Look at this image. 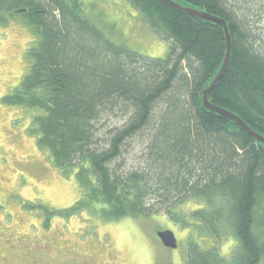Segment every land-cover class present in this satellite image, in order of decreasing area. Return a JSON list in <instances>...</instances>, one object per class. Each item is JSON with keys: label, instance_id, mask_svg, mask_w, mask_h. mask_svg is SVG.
Masks as SVG:
<instances>
[{"label": "trees", "instance_id": "1", "mask_svg": "<svg viewBox=\"0 0 264 264\" xmlns=\"http://www.w3.org/2000/svg\"><path fill=\"white\" fill-rule=\"evenodd\" d=\"M128 1L170 43L166 58L110 40L82 0H0V21L21 16L36 36L29 70L3 103L29 111L37 146L77 171L83 195L71 211L163 213L202 237L237 241L225 258L190 240L188 264H264V144L203 103L224 65L223 26L162 0ZM171 1L227 23L231 59L208 99L264 138V0ZM118 115L129 120L104 125ZM139 136L143 160L126 171L118 161ZM188 202L199 208L184 213Z\"/></svg>", "mask_w": 264, "mask_h": 264}, {"label": "rangeland", "instance_id": "2", "mask_svg": "<svg viewBox=\"0 0 264 264\" xmlns=\"http://www.w3.org/2000/svg\"><path fill=\"white\" fill-rule=\"evenodd\" d=\"M82 1L89 18L116 44L149 58L168 56L170 43L143 20L128 0ZM35 40L23 17L6 15L0 21V259L6 257L5 264H30L33 259L29 256L37 255L26 253L34 250L28 245L32 243L46 245L44 249L52 257L61 253L94 255L97 264H188L190 240L203 251L217 250L221 257L231 256L237 245L234 239L216 242L202 237L163 213L117 220L106 218L99 204L71 211L83 195L77 171L56 167L49 152L40 149L37 137L30 133L31 113L4 104L2 99L12 94L27 74V53ZM128 120V115H118L106 117L103 123L107 128L121 127ZM144 143L140 136L129 141L130 147L118 161L126 171L143 160ZM197 208L195 202L182 206L184 213ZM167 230L178 238V249L170 250L159 241L157 233ZM7 246L16 248L15 254ZM50 246L55 249L51 251ZM58 257L62 262L64 257ZM36 260L37 264L56 263L46 255Z\"/></svg>", "mask_w": 264, "mask_h": 264}, {"label": "water", "instance_id": "3", "mask_svg": "<svg viewBox=\"0 0 264 264\" xmlns=\"http://www.w3.org/2000/svg\"><path fill=\"white\" fill-rule=\"evenodd\" d=\"M164 3L166 4H173L176 7L184 10L185 12L189 13L190 15L194 16V17H199V18H203V19H208L211 20L213 22L219 23L220 25L223 26L224 31H225V35H226V42H227V51H226V55H225V60H224V65L222 67L221 72L219 73V75L216 77V79L211 83V85L208 87V89H206L203 92V103L204 106L212 112L215 113H219L221 115H224L226 117H228L231 120H234L245 132H247L250 136H252L253 138H255L257 141L261 142L262 144H264V138L260 135H258L255 131H253L248 125H246V123L241 120L238 116L234 115L233 113H230L229 111L223 110L219 107H216L214 105H212L209 102L208 99V94L209 92L213 89V87L223 78L228 65L230 63V59H231V49H232V39H231V35H230V31L228 29L227 23L218 18L215 17L213 15L204 13V12H200L197 11L195 9H191V8H183L180 7V5L174 3L171 0H162ZM157 237L159 238V240L162 242V244L170 249V250H176L178 249V240L176 238V235L173 231L171 230H167V231H159L157 233Z\"/></svg>", "mask_w": 264, "mask_h": 264}, {"label": "flooded vegetation", "instance_id": "4", "mask_svg": "<svg viewBox=\"0 0 264 264\" xmlns=\"http://www.w3.org/2000/svg\"><path fill=\"white\" fill-rule=\"evenodd\" d=\"M12 239V238H11ZM178 239V238H177ZM13 240V239H12ZM160 241V240H159ZM179 241V240H178ZM161 242V241H160ZM162 243V242H161ZM179 243V242H178ZM14 244H15V242H14ZM26 245V244H25ZM28 245H30L31 247H33L34 248V250L33 251H27L26 253L27 254H37V255H32V256H29V259H33V261H32V263H30V264H37V257L38 256H41V255H46V256H50L51 257V261H55L57 264H97V261H98V258L96 257V256H94V255H81V254H79V253H77V254H75V255H64V254H59V255H55L54 256V254H53V257L51 256V255H49L50 254V252H48V251H46L44 248L46 247V245H42V244H39V245H36V246H32L33 244L32 243H28ZM48 245H50V244H48ZM6 246V245H5ZM24 246V245H23ZM23 246H22V249H23ZM180 246V245H179ZM178 246V247H179ZM14 247H17V248H19V245H16L15 244V246ZM6 249L8 248L9 250H11L12 251V253L13 254H15V251L16 250H14V249H16V248H12V247H10V246H7V247H5ZM5 248H4V250H5ZM50 248H51V251H52V249H55L54 247H52V246H50ZM49 248V249H50ZM3 251V248H0V252H2ZM46 251V252H45ZM25 252V251H24ZM45 252V253H44ZM41 253H44V254H41ZM62 256V257H64V259H61L62 260V262L60 261V259H59V257L58 256ZM6 260H8L6 257H2L1 259H0V261L2 262V263H6ZM64 262V263H63ZM56 263H51V264H56ZM10 264H12V263H10Z\"/></svg>", "mask_w": 264, "mask_h": 264}]
</instances>
